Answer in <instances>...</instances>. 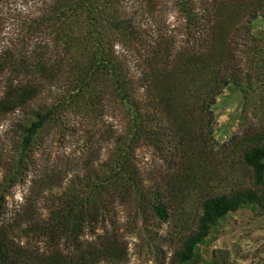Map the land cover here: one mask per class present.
<instances>
[{
	"label": "trees",
	"instance_id": "obj_1",
	"mask_svg": "<svg viewBox=\"0 0 264 264\" xmlns=\"http://www.w3.org/2000/svg\"><path fill=\"white\" fill-rule=\"evenodd\" d=\"M5 1L0 119L12 115L16 136L0 161V264H123L118 207L160 264H190L233 214L264 212V37L252 32L264 0H169L174 22L152 32L138 14L153 0ZM231 88L242 94V132L218 144L214 108ZM254 95L263 109L251 125ZM113 107L123 123L102 133L103 160L84 159L64 186L38 163L47 129ZM142 146L168 160L161 183L143 176ZM32 172L51 197L45 215L26 200L7 218L8 190ZM208 260L228 264L220 250Z\"/></svg>",
	"mask_w": 264,
	"mask_h": 264
},
{
	"label": "rangeland",
	"instance_id": "obj_2",
	"mask_svg": "<svg viewBox=\"0 0 264 264\" xmlns=\"http://www.w3.org/2000/svg\"><path fill=\"white\" fill-rule=\"evenodd\" d=\"M167 1L169 0H153L149 3L150 5L145 2L141 4L138 19L144 24L147 32L154 31L158 26L164 27L174 22L173 10L170 2ZM10 5L5 0L0 4V14L1 12L5 14L6 19L11 17V14L13 15L9 8ZM2 19L0 17V45L6 38L11 39V35H7L8 22L6 20L3 24ZM252 32L257 37H264V22H256ZM240 61H243L241 57ZM256 95H254V108L251 107L249 112L251 125L258 124V121L262 119L259 110L263 107L261 109ZM242 104V94L237 88L226 90L222 96L217 98L214 108L216 117L214 137L218 144H228L225 142L231 136L241 135L242 128L239 120ZM252 110H255L257 117L252 116ZM12 120L13 117L10 114L0 119V161L10 156V146L15 140L16 133L11 126ZM122 123L121 113L116 107L110 108L107 116L98 120L69 114L62 119L60 128H49L44 132L43 146L37 154L38 163L62 179L64 186L72 173L84 164V159L91 160L99 157L103 160L105 158L107 144L101 137L102 133L108 125L111 124L119 129ZM136 157L145 179L153 183H161L168 169V160L160 152L144 146L138 149ZM24 180L23 183H14L8 190V196L5 198L7 218L26 200L31 207L45 215L44 209L49 205L51 197L45 193L43 183L40 181L41 177L39 178L32 172ZM127 213L128 210L118 207L115 215V230L128 247L127 257L123 264H160L161 259L148 253L142 247V241L126 230ZM172 226L173 219L162 225L160 234L167 236ZM22 242L33 245L32 240L22 239ZM208 246L209 248L202 247L200 254L190 264H209L208 258L211 250L224 251L228 257V264H264V212L256 213L253 209H245L233 214L221 224L220 228L213 231ZM163 249L168 252L169 256L171 245L167 244L163 246ZM163 264H168V259Z\"/></svg>",
	"mask_w": 264,
	"mask_h": 264
}]
</instances>
